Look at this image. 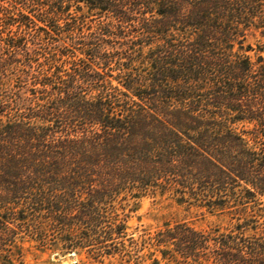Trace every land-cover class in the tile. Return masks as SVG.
<instances>
[{
    "label": "trees",
    "instance_id": "1",
    "mask_svg": "<svg viewBox=\"0 0 264 264\" xmlns=\"http://www.w3.org/2000/svg\"><path fill=\"white\" fill-rule=\"evenodd\" d=\"M157 194L236 223L132 237L123 202ZM259 198L264 0H0V264H264Z\"/></svg>",
    "mask_w": 264,
    "mask_h": 264
},
{
    "label": "rangeland",
    "instance_id": "2",
    "mask_svg": "<svg viewBox=\"0 0 264 264\" xmlns=\"http://www.w3.org/2000/svg\"><path fill=\"white\" fill-rule=\"evenodd\" d=\"M87 24L96 25L100 24V21L96 17H92ZM257 37L259 38V34ZM258 38L249 37L248 41L256 44ZM259 199V203L264 205V198ZM180 202L179 196L170 194L129 198L128 201H124L125 214L129 216V235H133L132 237L136 239L146 238L148 234L155 235L165 229L168 224L174 227L179 222L189 223L200 231L228 233L236 223L235 220H232V213L236 212L235 209L238 208L236 206L233 209L211 213L208 208L195 204L193 199L187 203ZM247 206L253 207L252 204H247ZM248 214H252L250 210ZM154 251L153 248H146L141 252H132V254L134 258L143 257L140 264H154V259H158L160 264H167L163 260L162 253ZM128 260L129 258L123 255L96 259L86 253L81 255L77 253L64 254L59 251L31 248L25 252L22 263L17 264H136L135 261L129 262Z\"/></svg>",
    "mask_w": 264,
    "mask_h": 264
}]
</instances>
